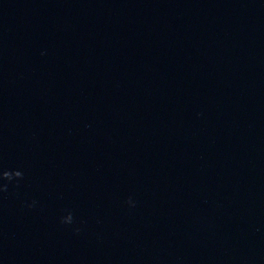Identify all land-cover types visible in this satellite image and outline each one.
I'll return each instance as SVG.
<instances>
[{
	"label": "water",
	"instance_id": "95a60500",
	"mask_svg": "<svg viewBox=\"0 0 264 264\" xmlns=\"http://www.w3.org/2000/svg\"><path fill=\"white\" fill-rule=\"evenodd\" d=\"M0 264H264V0H0Z\"/></svg>",
	"mask_w": 264,
	"mask_h": 264
}]
</instances>
